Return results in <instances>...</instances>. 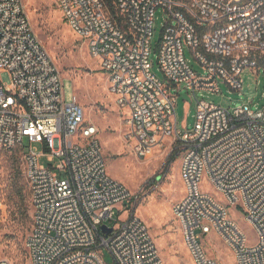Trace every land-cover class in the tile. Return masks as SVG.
<instances>
[{
	"label": "built area",
	"instance_id": "2783aa9c",
	"mask_svg": "<svg viewBox=\"0 0 264 264\" xmlns=\"http://www.w3.org/2000/svg\"><path fill=\"white\" fill-rule=\"evenodd\" d=\"M111 1L117 17L106 0H55L127 111L135 153L144 158L168 139L180 142L185 194L173 212L193 263L220 264L203 243L215 233L237 264H264V107L230 109L202 99L192 129L178 128L176 113L180 89L189 101L191 93L220 92L221 79L239 90L243 70L260 66L264 0ZM159 9L168 16L157 46L164 79L150 60ZM186 46L203 72L187 60ZM1 72L11 84L0 82V156L23 149L33 210L26 240L31 264H164L136 213L144 194L109 174L99 129L75 94L66 100L63 75L24 0H0ZM204 181L221 197L204 189ZM232 213L252 227L255 240ZM0 264L9 262L0 258Z\"/></svg>",
	"mask_w": 264,
	"mask_h": 264
},
{
	"label": "rangeland",
	"instance_id": "374dc122",
	"mask_svg": "<svg viewBox=\"0 0 264 264\" xmlns=\"http://www.w3.org/2000/svg\"><path fill=\"white\" fill-rule=\"evenodd\" d=\"M24 4L36 35L63 75L66 100L72 101L75 94L85 109L86 120L98 127V138L109 174L132 192L140 190L144 194L136 213L149 227L164 264H194L173 212L175 203L185 194L181 177L183 150L180 142L168 139L165 146L156 148L152 155L139 157L133 149V140L128 136L130 128L126 122L127 111L117 104V98L110 91L107 74L102 70L99 60L90 55L87 44L65 22L55 0H24ZM167 18L161 9L156 12L150 56L152 71L161 79H164V73L158 63L157 46L162 39ZM185 56L198 73L203 72L188 46L185 47ZM241 80L242 88L235 90L221 79L220 92H198L197 98L191 93V101L184 96L187 90L180 89L176 107L178 128L194 127L197 104L202 99L230 109L244 104H249L254 111L263 109L264 63L256 69L245 68ZM0 82L11 84L8 72L0 73ZM41 163L47 164L46 159L43 158ZM23 165L20 147L0 156V258L9 264H31L26 246L32 227L31 197L27 186L28 217L20 216L12 199L10 185L13 167L23 168ZM24 182L27 185L25 179ZM202 187L221 197L206 181ZM232 216L251 240H255L254 230L243 217L238 213H232ZM110 224L113 225L112 222ZM203 243L208 254L220 264H237L232 251L217 234L207 235ZM105 254L107 259L110 258L107 250Z\"/></svg>",
	"mask_w": 264,
	"mask_h": 264
},
{
	"label": "trees",
	"instance_id": "16d2710c",
	"mask_svg": "<svg viewBox=\"0 0 264 264\" xmlns=\"http://www.w3.org/2000/svg\"><path fill=\"white\" fill-rule=\"evenodd\" d=\"M106 2L110 8L111 13L117 17L112 1L106 0ZM263 63H264V57H261L260 65ZM21 150L23 152V149ZM24 179L26 180L27 185L24 182ZM10 185H11L12 199L14 200V204H16V210L18 211V214L20 216L28 217V209L26 206V199L28 196L27 186L30 197L31 194H30L29 184L25 176L24 165L23 168L19 166L13 167V171L10 174Z\"/></svg>",
	"mask_w": 264,
	"mask_h": 264
},
{
	"label": "water",
	"instance_id": "95a60500",
	"mask_svg": "<svg viewBox=\"0 0 264 264\" xmlns=\"http://www.w3.org/2000/svg\"><path fill=\"white\" fill-rule=\"evenodd\" d=\"M184 96L188 99L187 94H184ZM102 230H103L106 234H108V233L111 232V228H109L107 225H103V226H102Z\"/></svg>",
	"mask_w": 264,
	"mask_h": 264
}]
</instances>
